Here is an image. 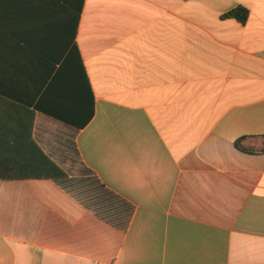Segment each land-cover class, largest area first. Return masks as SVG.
Segmentation results:
<instances>
[{"label": "crops", "instance_id": "1", "mask_svg": "<svg viewBox=\"0 0 264 264\" xmlns=\"http://www.w3.org/2000/svg\"><path fill=\"white\" fill-rule=\"evenodd\" d=\"M0 264H264V0H0Z\"/></svg>", "mask_w": 264, "mask_h": 264}, {"label": "trees", "instance_id": "2", "mask_svg": "<svg viewBox=\"0 0 264 264\" xmlns=\"http://www.w3.org/2000/svg\"><path fill=\"white\" fill-rule=\"evenodd\" d=\"M247 15H248L247 10L241 7L234 8L228 11L226 14H224L225 17L236 19L240 23L245 22ZM235 146L239 147L238 141H236ZM53 167L55 168V166ZM57 175L59 176L63 175L59 169L57 170Z\"/></svg>", "mask_w": 264, "mask_h": 264}]
</instances>
